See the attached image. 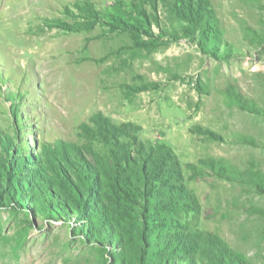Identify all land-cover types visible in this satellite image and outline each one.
Returning a JSON list of instances; mask_svg holds the SVG:
<instances>
[{"label": "rangeland", "instance_id": "1", "mask_svg": "<svg viewBox=\"0 0 264 264\" xmlns=\"http://www.w3.org/2000/svg\"><path fill=\"white\" fill-rule=\"evenodd\" d=\"M3 1L0 264H264V0Z\"/></svg>", "mask_w": 264, "mask_h": 264}, {"label": "bare ground", "instance_id": "2", "mask_svg": "<svg viewBox=\"0 0 264 264\" xmlns=\"http://www.w3.org/2000/svg\"><path fill=\"white\" fill-rule=\"evenodd\" d=\"M37 1H38V0H25V5L27 6V5H29V3H36ZM5 2H6V1H5ZM2 4H5V3H4V1H3V3H2V0H0V6H2ZM29 30H31V28H30ZM25 32L29 34L28 29H26ZM30 33H32V32L30 31ZM33 33H34V32H33ZM30 38H31V37H30Z\"/></svg>", "mask_w": 264, "mask_h": 264}, {"label": "trees", "instance_id": "3", "mask_svg": "<svg viewBox=\"0 0 264 264\" xmlns=\"http://www.w3.org/2000/svg\"><path fill=\"white\" fill-rule=\"evenodd\" d=\"M151 223L152 224H155V222H154V219H151ZM150 247V246H149ZM141 256H140V254H139V258H138V261H140V258ZM146 264H154V262L153 261H150L149 263L147 262Z\"/></svg>", "mask_w": 264, "mask_h": 264}]
</instances>
